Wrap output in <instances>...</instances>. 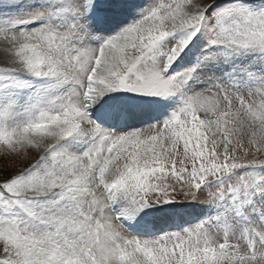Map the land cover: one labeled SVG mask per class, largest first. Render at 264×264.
Segmentation results:
<instances>
[{
  "label": "snow or ice",
  "instance_id": "6c2138e0",
  "mask_svg": "<svg viewBox=\"0 0 264 264\" xmlns=\"http://www.w3.org/2000/svg\"><path fill=\"white\" fill-rule=\"evenodd\" d=\"M0 264H264V0H0Z\"/></svg>",
  "mask_w": 264,
  "mask_h": 264
},
{
  "label": "rangeland",
  "instance_id": "374dc122",
  "mask_svg": "<svg viewBox=\"0 0 264 264\" xmlns=\"http://www.w3.org/2000/svg\"><path fill=\"white\" fill-rule=\"evenodd\" d=\"M3 59H4V56H3L2 52H0V61H3Z\"/></svg>",
  "mask_w": 264,
  "mask_h": 264
}]
</instances>
